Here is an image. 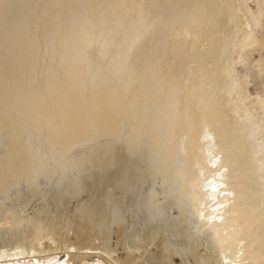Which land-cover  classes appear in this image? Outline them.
I'll list each match as a JSON object with an SVG mask.
<instances>
[{
    "label": "bare ground",
    "instance_id": "obj_1",
    "mask_svg": "<svg viewBox=\"0 0 264 264\" xmlns=\"http://www.w3.org/2000/svg\"><path fill=\"white\" fill-rule=\"evenodd\" d=\"M236 1L235 26L241 35L234 44L237 52L244 44L257 42L253 30L260 23L246 0ZM177 2L178 7L171 9L169 0L168 6L165 0H0V105L12 106L17 120L27 121L34 131L43 129L54 148L58 143L55 139L60 136L59 154L65 152L73 139L87 136L91 129L115 132L127 115L142 128L151 124L153 114L146 120L149 125H145L146 115L154 113L152 119L157 124L153 122L151 126L164 138L167 157L179 158L176 154L182 143L184 156L187 154L183 162L190 161L186 170L192 177L184 175V179L188 176L190 180L185 179L182 185L186 189L187 183L192 187L189 189L193 190L191 201L197 210L196 218L209 237L216 264H264V190L254 181L264 177V147L259 146L264 143V99L256 101L252 97L247 102V92L238 88L242 83L238 86L234 83L230 100L237 99L236 104L232 103L237 111L243 112L245 121H242L233 111L228 95L220 90V71L217 63L213 64L216 57L228 50L230 38L220 34L223 38L216 36L218 42L210 40L212 37L202 40L213 19L208 14L203 19L197 18L188 6L191 1ZM256 61H264V55H259ZM230 63L232 66L233 59ZM260 70L264 72V64ZM232 73L233 70L231 76ZM152 107L154 112L149 109ZM261 107L259 115L256 110ZM85 112L91 114L86 121ZM255 115H259V124L255 122L254 128L259 125L261 138L247 139L245 133L251 127L247 130L246 126L250 123L252 126ZM11 123L7 124L12 126ZM52 135L55 141L50 140ZM22 154L14 158V163L0 166V200L21 180L31 182L33 176L47 174L38 167L32 168L30 159ZM258 191H262L261 195L256 194ZM5 211L11 215L0 218V264H137L140 257L131 256L128 250V255H113L105 253L106 250L103 253L97 250L101 244L86 251L90 247L85 241L87 245L72 251L66 245L64 258L63 254L59 256L61 252L56 253L62 245L57 238L41 239L45 227L31 229L28 236L20 234V228L10 225L17 224L13 211L8 208ZM77 234L74 238L79 245L83 240L80 242ZM103 246L106 249L107 244ZM165 256L168 264H178L171 253Z\"/></svg>",
    "mask_w": 264,
    "mask_h": 264
},
{
    "label": "rangeland",
    "instance_id": "obj_2",
    "mask_svg": "<svg viewBox=\"0 0 264 264\" xmlns=\"http://www.w3.org/2000/svg\"><path fill=\"white\" fill-rule=\"evenodd\" d=\"M171 1L172 3H170ZM176 1L177 0H169V5L168 0H165V2H167V6L169 5V8L171 6L173 8L178 7L179 4L178 2L176 3ZM190 1L191 3H189ZM246 1V5H248L247 7L253 12V15L259 16L258 20L260 27L258 26V28H260V31L255 27L253 30V36L257 42L255 44L254 42H248L239 48L237 52L235 50L234 44L235 41L241 37V35L240 33L238 34V32H240L239 28L237 29L235 26V18L237 16L235 15L236 13H234L236 10L233 9L234 7L236 8V5L233 4L237 2L236 0H195V3L194 0H187V4L189 3L188 6L190 7V10H192L191 12L194 13L197 18L203 19L205 18L204 15L208 14L209 17L213 19L211 20L213 23L211 27H208L203 32L202 40H209V38L212 37L210 40L212 39L218 42L217 39H222V36L228 37V39L230 38L231 42L227 47L228 50L225 51L226 53L224 52L221 56L216 57L217 59L214 57L216 60L213 64L215 65L217 63V69L220 71L219 76L222 79L220 90L223 89L224 93L228 95L230 100V95L235 88L234 83H236V86L242 83L238 88L242 89V92L246 91L248 94L247 95L245 92L248 97L247 99L243 98V100L245 99L247 101L248 98L250 100V98L253 97V99H256L257 101V99H264V72L260 70L261 66L264 64V61H256L259 55H264V47H262L264 46V0ZM193 5L197 6L193 7ZM236 12L238 13V11ZM220 34L222 36H220ZM258 42H260L261 45H259L260 43ZM229 56L233 59L234 64L232 63V66L230 63L232 59L229 58ZM218 60H220L221 63L218 62ZM85 70L86 69L83 71L86 72ZM226 70H230V72H227ZM232 70L234 73H232L233 76L230 75ZM90 76L91 74L89 75L88 79H90ZM233 77H236L237 80L236 78L234 80ZM82 78L83 77L81 76L80 79ZM65 79L66 78H63V81ZM229 80L232 81V83L229 82ZM228 83H231V85ZM88 85H91V81L90 83L88 82ZM242 85L243 88H245L244 90L241 87ZM236 100V98L234 102L232 99L230 100L232 108L234 109L233 111L238 113L242 121H245L243 120L245 119L243 112L237 111V109L233 107L236 104ZM6 107H2V105H0V166L14 163V160L16 161L22 152L24 153L22 155H26L28 160L30 159L29 162L31 163L30 165L32 168L38 167L39 169L47 172L46 175L37 174L36 177L33 176L31 182L27 180H21L17 186H15L16 184L13 185L10 188V191L8 189V193L6 192L5 196L1 198L0 204L2 206H0L2 209V214L0 213V218L3 216H6L7 218L8 215L10 217L11 214H8L9 212L5 211L7 208L11 209L14 213L17 224L15 222V224L13 223L14 225L10 224L11 228L18 227L20 228L18 229L20 234L22 233L24 235V233H26L25 235L28 236L30 235L31 229L34 230L35 228L42 230V228L45 227L43 229L44 232L41 231L44 233V237L41 239L57 238L59 245H63L65 243V247H63L64 249L61 248V245L59 246L60 249L56 251V253L61 252L59 253V256H62V254L65 253V248H68L66 245L69 246L68 250L70 249V251H72L77 249V247L80 245L85 246L89 243L88 246L90 249H85L86 251L92 250V247L98 248L100 247V244L102 245V250L100 248L97 249L100 250V252L106 250L105 253L111 252L113 255H121L122 253H126L128 255L130 251L131 256H140L138 257L140 260L137 259L138 262L136 261L137 264H168L170 261H168V258L165 256V254L167 255L169 253L175 257V262L178 264L213 263V260L216 258L215 253L213 252V249L210 248L211 245L209 243V237L205 231H203V228L200 224V219L196 218L197 210L195 206L193 207L194 204L191 201L193 198V190H190L189 187L191 189L192 187L187 183L188 189L190 190L189 191L184 187L186 189L185 190L183 188L184 185H182V182H185V179L190 180L187 179L188 176H186L187 178L185 177L184 179V175H189V177H192L189 170H186L188 167L187 161H190L188 159L186 163H184L185 161L183 162L184 159L186 160L187 154L185 157L184 153L186 152H183L185 149L182 150V143H179V147L182 149L179 148L176 154L179 155V158L178 156H176V159L175 157L173 158L175 162L172 160V158L169 159V157H167L166 148L164 146V138L161 136L158 130H155V126L154 129L152 128L153 126H151V124H157L155 123L156 120L152 119L154 113L146 115L147 117L145 121L149 119L151 114H153L149 120V123L151 122V124L149 125V123L146 121L148 124L145 125L149 126H143L142 128L136 124V121L133 119V117L127 115L121 119L119 127L115 132H105L91 129L87 136L79 137L77 138L78 140L73 139L74 141L69 143L65 152L63 154H59L57 146L62 140L60 136L58 137L56 134H54L58 138L55 139L56 137L54 135H52L54 138L52 136L50 138V140L55 139L56 141H54L56 143L58 142L56 149L54 148L55 145L51 144L49 141V137H47L46 133L43 134V129L40 131L35 130V132L34 129L30 128L31 126L27 121L19 120L20 118L17 120V115L13 113L14 111L11 108L12 106H10V108L8 106ZM153 107L149 108L152 110V112H154L155 109ZM261 111L262 107L259 110H256V113L258 112L257 114L260 115L262 113ZM85 115L87 116L85 117ZM90 115L91 114L89 112H85L83 114V120H88ZM259 115L258 117L257 115L254 116L255 121H252V126L251 123L249 124V127L246 126L247 130L251 127V129H249L251 131L248 130L245 133V137H247V139H253L255 136L259 139L261 138V128L259 125L258 129L254 128L257 127V124H259V119H257L259 118ZM10 119L14 121V126ZM131 120L133 125L131 124ZM6 122L8 124L11 123L12 126L8 125ZM255 122H257V124ZM253 123H255L254 126ZM149 127H151L153 130ZM253 129H255L254 132H252ZM122 132L124 133L122 134ZM257 132L259 134H257ZM250 134H253L254 136H251ZM38 135L41 136L42 139ZM32 136L34 138H32ZM158 136H161L163 140H161L160 137L158 140ZM156 140L157 142H155ZM259 146L264 147V143L260 144ZM164 158H168V161ZM173 164L175 165L173 166ZM173 168H175V170H173ZM187 172L190 174H187ZM34 178L35 181L33 180ZM254 181L256 183H260L259 188L264 190V177L256 178ZM188 192L190 194H188ZM261 192L262 191H258L256 194L261 195ZM195 220H199L196 222L200 224V227L199 224H196ZM42 222L43 225L41 224ZM34 223H36V225H34ZM194 223L197 225L196 228ZM30 224H32V226ZM28 226H31L30 230L28 229ZM39 226L41 228H39ZM118 228L119 230H117ZM200 228H202V232ZM118 232L119 234H117ZM74 234L78 235L80 242L83 240V244L80 243L77 245ZM85 241L88 243L86 242L85 244ZM34 242L32 241V243ZM103 244H107V246H105L106 249H104ZM109 246H111V248ZM85 250L83 249V251ZM160 254L165 257V259H167L166 262L162 260L164 259L162 256V259L159 258ZM63 255H65L64 258L67 256V254ZM203 255L206 256L208 261L207 259H204L205 257ZM209 256L212 257L210 260ZM202 260H205L206 262L204 261L203 263ZM216 263L217 259H215L214 264Z\"/></svg>",
    "mask_w": 264,
    "mask_h": 264
}]
</instances>
